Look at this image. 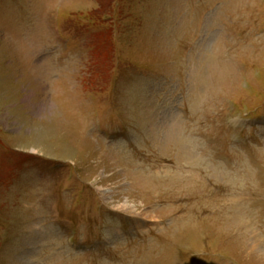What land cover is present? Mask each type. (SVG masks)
I'll use <instances>...</instances> for the list:
<instances>
[{"label": "rangeland", "instance_id": "374dc122", "mask_svg": "<svg viewBox=\"0 0 264 264\" xmlns=\"http://www.w3.org/2000/svg\"><path fill=\"white\" fill-rule=\"evenodd\" d=\"M263 32L264 0H0V264H264Z\"/></svg>", "mask_w": 264, "mask_h": 264}, {"label": "bare ground", "instance_id": "6f19581e", "mask_svg": "<svg viewBox=\"0 0 264 264\" xmlns=\"http://www.w3.org/2000/svg\"><path fill=\"white\" fill-rule=\"evenodd\" d=\"M124 206H126V205H124ZM129 212H131V211H129ZM259 233V232H258ZM258 233H257V235H258ZM259 234H261V233H259Z\"/></svg>", "mask_w": 264, "mask_h": 264}]
</instances>
